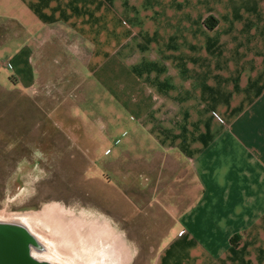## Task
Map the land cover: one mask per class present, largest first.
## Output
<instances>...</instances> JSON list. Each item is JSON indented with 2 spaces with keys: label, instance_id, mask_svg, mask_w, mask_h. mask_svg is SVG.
<instances>
[{
  "label": "crops",
  "instance_id": "0c3cea01",
  "mask_svg": "<svg viewBox=\"0 0 264 264\" xmlns=\"http://www.w3.org/2000/svg\"><path fill=\"white\" fill-rule=\"evenodd\" d=\"M61 28L94 84L72 107L102 93L134 121V167L172 183L145 200L178 225L153 264H264V0H0L13 94L47 93L44 47Z\"/></svg>",
  "mask_w": 264,
  "mask_h": 264
},
{
  "label": "rangeland",
  "instance_id": "374dc122",
  "mask_svg": "<svg viewBox=\"0 0 264 264\" xmlns=\"http://www.w3.org/2000/svg\"><path fill=\"white\" fill-rule=\"evenodd\" d=\"M75 46L71 32L53 33L44 47L52 58L46 57L40 86L47 93L36 99L13 94L9 77L0 74L10 86L0 84V212H38L58 202L85 218L107 220L129 247V264H153L160 239H171L178 225L168 226L171 215L165 225L163 211L147 208L145 200L148 190L158 187L155 196L162 195L172 183L161 177L158 186L157 177L148 180L134 167L140 163L130 158L141 148L134 121L114 114V104L108 109L102 93L83 99L85 113L72 107L82 99L80 92L94 85H82ZM41 240L36 239L42 250L48 246L46 257L53 263L78 264L67 252L56 256L51 242Z\"/></svg>",
  "mask_w": 264,
  "mask_h": 264
},
{
  "label": "bare ground",
  "instance_id": "6f19581e",
  "mask_svg": "<svg viewBox=\"0 0 264 264\" xmlns=\"http://www.w3.org/2000/svg\"><path fill=\"white\" fill-rule=\"evenodd\" d=\"M59 204L50 202L38 212L9 215L0 212V226L7 225L22 233L26 237L28 253L42 264L56 263L46 257V244L43 250L35 247L37 238L42 239V244L45 240L51 242L48 243L52 244L56 256L63 252L72 254L70 261L77 260L78 264H129V247L107 220L94 216L85 218L83 213H76ZM37 229L42 231L41 236L35 232Z\"/></svg>",
  "mask_w": 264,
  "mask_h": 264
},
{
  "label": "water",
  "instance_id": "95a60500",
  "mask_svg": "<svg viewBox=\"0 0 264 264\" xmlns=\"http://www.w3.org/2000/svg\"><path fill=\"white\" fill-rule=\"evenodd\" d=\"M25 239L16 229L0 226V264H42L30 256Z\"/></svg>",
  "mask_w": 264,
  "mask_h": 264
},
{
  "label": "trees",
  "instance_id": "16d2710c",
  "mask_svg": "<svg viewBox=\"0 0 264 264\" xmlns=\"http://www.w3.org/2000/svg\"><path fill=\"white\" fill-rule=\"evenodd\" d=\"M210 20H212V23H210ZM206 24L209 25V27H213L214 24H215V20L214 19H211V18L210 19H207L206 20Z\"/></svg>",
  "mask_w": 264,
  "mask_h": 264
},
{
  "label": "flooded vegetation",
  "instance_id": "af4514ba",
  "mask_svg": "<svg viewBox=\"0 0 264 264\" xmlns=\"http://www.w3.org/2000/svg\"><path fill=\"white\" fill-rule=\"evenodd\" d=\"M34 243V242H33ZM34 245H35V247L36 248H38V249H41L42 250V248L40 247V245L37 243V241L34 243ZM43 246V245H42Z\"/></svg>",
  "mask_w": 264,
  "mask_h": 264
},
{
  "label": "built area",
  "instance_id": "2783aa9c",
  "mask_svg": "<svg viewBox=\"0 0 264 264\" xmlns=\"http://www.w3.org/2000/svg\"><path fill=\"white\" fill-rule=\"evenodd\" d=\"M179 233H183V230H181Z\"/></svg>",
  "mask_w": 264,
  "mask_h": 264
}]
</instances>
